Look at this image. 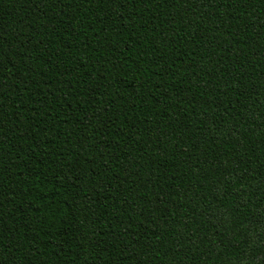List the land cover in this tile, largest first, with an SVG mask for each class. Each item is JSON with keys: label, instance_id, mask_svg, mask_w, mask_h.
<instances>
[{"label": "trees", "instance_id": "16d2710c", "mask_svg": "<svg viewBox=\"0 0 264 264\" xmlns=\"http://www.w3.org/2000/svg\"><path fill=\"white\" fill-rule=\"evenodd\" d=\"M0 264H264V0H0Z\"/></svg>", "mask_w": 264, "mask_h": 264}]
</instances>
